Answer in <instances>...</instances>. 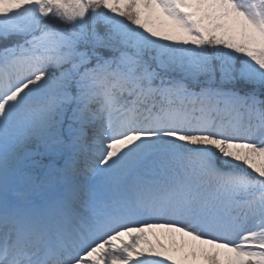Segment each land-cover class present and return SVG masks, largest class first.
<instances>
[{
  "label": "snow or ice",
  "instance_id": "snow-or-ice-1",
  "mask_svg": "<svg viewBox=\"0 0 264 264\" xmlns=\"http://www.w3.org/2000/svg\"><path fill=\"white\" fill-rule=\"evenodd\" d=\"M0 264H264V0H0Z\"/></svg>",
  "mask_w": 264,
  "mask_h": 264
},
{
  "label": "rangeland",
  "instance_id": "rangeland-1",
  "mask_svg": "<svg viewBox=\"0 0 264 264\" xmlns=\"http://www.w3.org/2000/svg\"><path fill=\"white\" fill-rule=\"evenodd\" d=\"M152 237L151 236H149V239H151Z\"/></svg>",
  "mask_w": 264,
  "mask_h": 264
}]
</instances>
